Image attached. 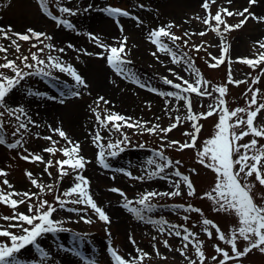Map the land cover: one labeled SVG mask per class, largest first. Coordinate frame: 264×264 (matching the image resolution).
Masks as SVG:
<instances>
[{
	"label": "rangeland",
	"instance_id": "obj_1",
	"mask_svg": "<svg viewBox=\"0 0 264 264\" xmlns=\"http://www.w3.org/2000/svg\"><path fill=\"white\" fill-rule=\"evenodd\" d=\"M202 2L203 0H49V10L62 19H68L73 25V28H67L65 26L58 27L50 17L44 14L38 6L37 0H0V28L7 30L10 26L12 30L9 33L10 36L12 33H24L31 28L51 37V40L42 37L43 44L35 39L17 41L20 45V52H16L10 40L0 37V45L9 49L7 53L0 52V63H4L5 56H7L8 59H14L17 64H20L18 57H31V54L36 52L38 58L45 61V64L36 65V67L51 72L49 76L32 75L26 77L6 98L5 107H0V112L3 113L0 116V123L3 124L6 139V143L0 145V169L7 172L6 177H0V189L5 192L11 190L21 193L25 191L39 192V189L30 183L25 174L26 171L31 172L38 183L52 185L54 191L49 192L45 189L44 192L39 193L40 198L57 207L53 218L60 221L62 228L68 230L45 234L38 239L43 249L48 252V256L43 260L34 246H28L22 250L19 254L20 259L27 260L31 264H89V261H94L95 264H112L110 250H116L120 256L128 260L136 257L137 249H140L149 255L139 261L138 264H189L190 259L197 260L195 250L191 245L185 250L184 256L177 251L187 242L182 241L180 237L168 235L167 228L169 224L183 225L191 232L198 234L199 240L203 242L202 250L206 257L205 264H217V261L211 259L212 256L218 255L215 252L214 245L218 244L230 252V246L216 239L215 232H213L212 238H208L202 231L201 224L203 219H210L225 234H228L230 229L238 226V219L234 213L217 212L214 210L216 206L211 200L202 198L204 193L213 189L216 174L198 162L197 153L203 148L205 141L212 138L217 131L215 126L218 123L220 109L217 108L216 113L212 116L200 118L195 122L199 124L200 131L197 133L194 148L177 150L175 147H168V143L171 141L181 143L189 141L190 137L185 133L193 131L192 125L194 122L185 118L188 115L186 101L178 100L175 97L161 96L159 93L180 91L172 85L165 84L163 82L164 78L181 84L182 80L178 77L194 82L195 76L188 68L190 63L199 71L203 80L209 82L207 91L211 93L210 96L182 93L189 97L191 111L194 114L205 113L209 111L210 105L216 106L218 104L220 96L214 90L217 86H226L227 88L223 99L225 101L224 106L229 111L236 108H247L251 99V91L255 90H258L257 103H264V71H262L264 63L253 68L239 62L237 59L255 58L259 52L264 51V49H259L257 44L258 41L264 42V22L249 19L241 28L218 36L208 25L203 24L202 20L196 19L197 16H206L205 10L201 7ZM61 5L74 10L78 9V14L75 16L60 14L58 8ZM89 5H92V8L85 11ZM109 6L128 10L131 15L129 17H109L101 11V9ZM220 7H228L230 11L234 12L248 7L257 17H264V0H258L257 4L251 6L248 0H232L230 5L227 0H216L215 4H210L211 14L214 15ZM133 17H138L141 23L138 24ZM100 19L108 20L110 25L113 26L114 32L118 30V34H115L118 35L117 39H113L114 35L102 33L98 28V25L101 24ZM117 19L119 24L123 26V31L115 22ZM224 19L227 24L234 25L239 23L242 17H224ZM212 23L215 24L214 21ZM95 24L97 27H95ZM102 24L101 26L104 29L107 24ZM169 24L173 25L170 29L171 33L181 37V39L173 42L168 38H162V42L171 48L177 56L183 57L180 63H173L171 53L159 51L158 45L153 44L149 38L151 30ZM137 29L141 31L145 43L143 41L138 43V40L130 39ZM201 31L206 34L200 36L198 33ZM186 32L189 35L186 36ZM221 32H223L222 25ZM90 33L98 37L103 44L115 46H118L117 42L119 40L127 36V59L131 61L127 68L135 73L140 83L144 84L145 87L142 88L139 84L116 75L114 70L107 65L106 59L96 55L102 49L90 38ZM221 40L226 41L229 45L225 63L215 68L210 67L211 63H215L211 57L219 58L222 55ZM184 41H187V43ZM132 43H137L139 47L143 46L142 43L146 44L145 48L151 51V54L143 56L141 53L140 55L138 51H135L137 49H133ZM34 44L36 47H33ZM46 44L53 45L55 49L64 48L65 51L61 53L51 48H44L43 52H39L38 49ZM68 44L74 45V48H68ZM195 46L201 47L197 50ZM153 52L156 53V56L152 55ZM49 55L59 57L66 65H72L85 80L87 87H77L73 78L66 73L49 69L47 61ZM28 62L35 63L31 59ZM20 66L23 67L22 64ZM229 70H231L232 80L245 82L238 85L230 83ZM0 71L9 76L13 75L7 69H0ZM32 71H35V69H32ZM99 77H102L105 85L113 86L117 90L124 89L132 100L130 110H126L123 104L117 103L111 96L101 93L102 91L97 89L95 80ZM256 77H259V80L253 83ZM153 88L157 91H151ZM69 90L79 91L80 95L78 97L71 96L68 94ZM32 92H39L42 95H31ZM98 97H104L110 103L104 104L101 102L97 105L96 100ZM61 99L64 100L63 103H60ZM46 101L62 109L63 117L61 119L58 116L48 119L43 115L42 105ZM128 102L126 101V104ZM18 106L24 108L28 119L21 116L20 120H17L16 116L19 113L9 114L6 110L7 108L15 109ZM254 108L255 106H253ZM92 109L100 112L101 116L107 111L131 118V122H147L145 126L159 124L162 128L168 127L175 122L176 117H179L181 122L167 134H150L142 129L124 127L122 133L127 135L130 143L124 145L125 150L119 152L116 157H107L106 162L109 164V168H103L97 162L99 149L92 142L95 132H100L103 137L102 143L105 145L109 141L115 142L122 139L123 136L121 132L109 131L108 128L101 127L96 121ZM80 113H86V119L88 120L85 122L88 126H82L86 130L81 138L73 134L72 131H70L71 133L68 132L69 128H67L68 123L71 121L69 119H73L74 116ZM240 115L246 118L245 113ZM29 119L35 121L36 126L28 123ZM235 119L232 118L233 121ZM22 122L28 124L27 129H21L19 133L12 135L19 123ZM254 125L264 126V110H261L258 114ZM55 128H61L72 141L79 142L81 145L80 154L90 161L86 165L83 175L90 181L89 191L94 201L109 216L110 223L106 224L100 221L90 208L86 215L91 218V223H85L80 219V216L85 215V213L68 211L69 208L81 209L82 205L68 203L64 209L59 208L55 196L60 195L73 185V174L64 177L62 181L57 183L58 170L56 166L48 168V172L51 173V176H49L48 172L44 171V163L21 159L22 155L28 153L40 154L45 161L52 160L55 162L64 159L65 157L61 152H56L53 155L42 151L44 148L52 146L49 141L43 138L46 136H51L53 140L58 141L57 148L66 146L65 141L51 131ZM240 130L239 128L236 129L237 132ZM162 136L165 138L161 139ZM252 138L251 135L244 137L239 143H248ZM18 139L22 141V147L16 149L7 147L8 142L15 143ZM256 139L258 145H264V138ZM85 142L90 144V151L88 152L83 147ZM25 149H27V152ZM157 151L162 152L164 156L173 162L180 161L177 165L178 170L183 175H189L195 188L193 196H188L187 190L182 186L180 196H156L149 201L155 207L151 212H145V216L150 217L152 220L163 219L167 221L168 223L164 225L166 229L164 233L159 232L157 227L148 223L147 220H139L134 214L122 207L125 197L133 201L132 206L142 207L136 201L143 193L153 191L163 193L173 190L172 182L179 179V177L171 175L174 169H165V172L161 173L159 177L147 178L149 172L156 170L154 164L148 163L149 160L155 159L157 163H163L159 157L155 156ZM117 169H122L123 172L117 171ZM193 169H195V172L192 171ZM126 173H131V176L126 175ZM165 175H167L166 179L161 178ZM140 176L145 178L143 180L136 179ZM3 179H7L13 189H8L7 186L3 185ZM248 183L254 185L252 195L255 203L264 205V186L259 185L254 177H249ZM112 188L120 189L125 197L110 191ZM30 202L37 203V200L34 197ZM180 204L192 205L201 209V213L185 212L184 209L174 207ZM14 212L26 213V205H19L18 208L12 209L0 203V217L12 216ZM185 215L189 219L185 220ZM9 223L14 222L0 219V227H7ZM10 230L19 232L18 229ZM77 237H80V239H77ZM153 237H156V239L153 240ZM164 240L168 241L172 250L165 248ZM132 241H135V244ZM0 242H4L3 238H0ZM245 244L246 242L242 240L238 241V247L241 250ZM153 245L159 250V255L156 254ZM72 248L77 249L81 255L77 256L68 251ZM229 264H237V262L229 261ZM238 264H264V254L253 250L246 257H243Z\"/></svg>",
	"mask_w": 264,
	"mask_h": 264
},
{
	"label": "snow or ice",
	"instance_id": "obj_2",
	"mask_svg": "<svg viewBox=\"0 0 264 264\" xmlns=\"http://www.w3.org/2000/svg\"><path fill=\"white\" fill-rule=\"evenodd\" d=\"M232 0H227V3L230 5ZM258 0H248L249 5L257 4ZM216 0H203L201 7L205 10L206 16L199 17L196 19L202 20V23L208 25L212 31L216 32L218 36H222L223 33L230 32L234 29H239L247 23L249 19L257 20L259 22H264V17H257L252 13L248 7L244 8L241 11H230L228 7H220L217 9L215 14L210 12V4H215ZM37 4L41 11L50 17L57 26H65L67 28H73V25L68 19H62L60 16L53 14L49 10V0H37ZM142 7V5H141ZM92 8V5H89L85 11H88ZM102 12L106 13L107 16L112 18L117 17H129L131 14L128 10H124L118 7H105L101 9ZM58 12L60 14H67L68 16H75L78 14V9L74 10L67 6H59ZM239 16L242 19L239 23L234 25L227 24L224 17H234ZM137 20L138 24L141 23L138 17H133ZM215 22L213 24L212 22ZM123 31V26L119 24V20L115 21ZM221 25L223 26V32H221ZM173 25L169 24L166 26H160L156 29H153L149 33V38L153 44L158 45V50L163 52H169L172 55L173 63H180L183 57L177 56L175 52L172 51L166 44L162 42V38H168L169 40L175 42L180 40L181 37H178L171 33L170 29ZM12 30L9 26L7 30L0 28V37H3L6 40H10L11 45L15 47L16 52H20V45L17 41H29L35 39L43 44V39L51 40L50 36L42 32H36L34 29H27L24 33H12ZM200 36H204L206 33L201 31L198 33ZM185 35H189L187 32ZM90 38L96 42V44L102 49L100 53L96 55L100 58L106 59L107 65L114 70L115 74L122 76L131 80L134 83L140 85V87H145L144 84H141L139 79L136 77L135 73L131 72L127 65L131 63L127 59V41L128 37L125 36L122 40H119L118 46L115 45H105L103 44L98 37L93 34H89ZM15 37V38H13ZM187 43V41H184ZM259 49H264V42H257ZM33 47H36L34 44ZM68 48H74V45L68 44ZM197 50L201 46H195ZM44 48H51L54 51H59L63 53L64 48L55 49L51 44H46L44 47L38 49L39 52H43ZM8 48L0 45V52L7 53ZM229 51V45L226 41L221 40V52L222 55L218 57H211L215 63H211L210 67H217L220 64L225 63V56ZM153 56H156V53H152ZM186 55V54H185ZM209 55H211L209 53ZM17 59L20 60V64H17L16 60L8 59L5 56V62L0 63V69L10 70L13 75H6L5 72L0 71V107H5L6 98L12 93V91L17 88L21 81L26 77L32 75L38 76H49L51 75L50 71H45L43 68H38L36 65L45 64L44 60L38 58L37 53L33 52L31 57L21 56ZM29 59L35 63H29ZM239 62L249 65L253 68L257 67L261 63H264V51L259 52L258 56L255 58H237ZM49 69H56L59 72L66 73L75 81L77 87L83 86L87 87L85 80L78 74L76 69L72 65L64 64L59 57L49 55L47 57ZM187 63V62H186ZM230 63V61H229ZM189 70L194 74V82H190L183 77H178L182 80L181 83H174L172 80L164 78V83L172 85L175 89L180 90L161 92V96L175 97L178 100L186 101V107L188 108V115L185 117L187 120L193 121V131L191 133H185L190 137L189 141L181 143L179 141H171L168 143V147H175L177 150H184L188 148H194L196 146L197 133L200 131V126L198 123H195L200 118H207L216 113V109L219 108V118L218 123L216 124L217 131L214 136L205 141L203 148L198 151V162L205 166L206 168L211 169L216 174L215 184L213 189L210 192L204 193L202 198H207L215 204L214 210L217 212H232L238 219V226L230 229L228 234H225L218 225H216L210 219H203L201 221L202 231L207 235L208 238L213 237V232H215V237L224 244L230 246L229 250L220 247L218 244L214 245L215 252L218 255L212 256L213 261H217V264H229V261L238 262L246 257L253 250H257L259 253L264 254V205H257L255 203L254 197L252 195L253 184L248 183L249 177H254L255 181L259 185L264 186V145H258V140L256 138H264V126H255L254 121L258 117V114L261 110H264V103H257V93L258 90L251 91V99L248 102L247 108H236L229 111L225 107V101L223 97L226 94V86H217L214 90L219 93L220 99L216 106H209V111L205 113L194 114L191 111V101L187 95L188 93H195L199 96H210L211 93L207 91L208 81L203 80L200 76V73L195 69L190 63L188 64ZM25 69H28L27 71ZM35 69V71H32ZM264 71V69H262ZM229 82L240 84L245 81H234L231 78V70L228 73ZM259 80V77H256L253 80V83H256ZM151 91H157L155 88ZM31 95L40 96L42 95L39 92H32ZM69 95L79 96V91L69 90ZM63 95V93H62ZM64 100L61 99L60 103H63ZM101 102L104 104H109L110 102L105 100L104 97H98L96 104L99 105ZM253 106L255 108L253 109ZM9 114L19 113L16 116L17 120H20L21 116L27 118V114L23 107H17L15 109L7 108ZM95 114L96 121L101 127L108 128L109 131L115 130L116 132H121L124 127L127 128H136L142 129L145 132L150 134H158L172 131L178 126L181 122L179 117L175 118V122L171 123L168 127H160L159 124H154L151 126H145L147 122H131V118H126L123 115L118 113H109L105 111V114L101 116L100 112L96 109H92ZM245 113L246 118L242 117L240 114ZM3 113L0 112V116ZM232 118H236L234 121ZM159 119V118H157ZM232 121V122H230ZM28 123L35 125V121L28 120ZM27 123H19L16 131L12 135H16L20 132L21 129H27ZM241 129L239 132L236 129ZM56 135H58L63 141H65L66 146L57 148L56 145L58 141L52 139L51 136L43 137L45 140L49 141L52 146L44 148L42 151L48 154H55L56 152H61L65 157L62 160H57L53 162L52 160H44V157L40 154L28 153L27 155H22L21 159L31 162H41L45 164V172H48V168L56 166L58 170L57 183L62 181L64 177L73 174V185L67 190L63 191L60 195L55 196V201L60 209H64L68 203L74 205H82L81 209L69 208L68 211L75 212L80 211L85 213L81 215L80 219L85 223H91L92 220L89 218L86 213L90 208L92 212L97 216V218L108 224L110 223V218L102 207H100L93 199L89 188L90 181L87 177L83 175V171L86 168V165L90 162L81 152V145L79 142L72 141L67 134L61 128L51 129ZM252 136L253 138L249 140L248 143L241 144V141L244 137ZM123 138L118 139L115 142L109 141L106 145L102 143L103 137L100 132H95L92 137L93 144L99 149L97 153V162L103 168H109V164L106 162L107 157H116L119 152H123L124 145H127L129 142L126 134L122 133ZM165 137L162 136L161 139ZM6 143L4 136L3 124L0 123V145ZM22 141L16 140L15 143L8 142L7 147L9 149H16L22 147ZM27 152V149H25ZM155 156L159 157L163 163H157L155 159L149 160V164H154L156 166L155 171L148 173V179L154 177H159L161 173L165 172V169H174L171 172V175L179 177L178 180L172 182L173 190L168 192H146L141 195L139 200L136 201L142 207H134L133 201L125 197V194L117 188H112L110 191L119 193L122 197H125L122 207L125 208L130 213L134 214L139 220H147L148 223L153 224L157 227L158 231L164 233L166 231L164 225L168 222L160 220H152L150 217L145 216V212H151L155 207L149 201L156 196H168L176 197L182 194V186L187 190L188 196H193L195 194V188L190 180L189 175H183L177 168L180 161L173 162L169 158L163 155L162 152L157 151ZM117 171L123 172L122 169H117ZM195 172V169L192 170ZM26 176L28 177L30 183L39 189V192H16L15 190L5 192L3 189H0V203L16 209L19 205H26L27 212L20 213L14 212L12 216H3L0 219L4 221H10L14 223H9L7 227H0V238H3L4 242H0V264H31L27 260H22L19 258V254L22 250L26 249L28 246H34L35 250L39 253L41 259L43 260L48 256L41 244L38 242L39 238H42L45 234L49 233H59L62 231H68L60 226V221H57L53 218V214L57 211V207L50 204L47 200L41 199L39 193L44 192L47 189L49 192L54 191L52 185H45L43 183H38V180L33 177L31 172L26 171ZM48 175L51 176V173L48 172ZM126 175L131 176V173H126ZM7 172L3 169H0V177H6ZM145 177L140 176L136 179L143 180ZM163 179L167 178V175L161 177ZM2 184L7 186L8 189H13V186L9 183L7 179L2 180ZM15 197V198H14ZM36 198L37 203H31L33 198ZM71 198V199H69ZM177 209H184L185 212H195L201 213V209L195 208L192 205H175ZM184 219L187 220L189 217L184 216ZM10 229H18L19 232L12 231ZM168 235L180 237L182 241L187 242L183 244V247L177 249L182 256L185 255V250L191 245L195 250V255L197 260H189V264H205V253L202 250L203 242L199 240L198 234L191 232L189 229L185 228L183 225H168L167 228ZM80 239V237H77ZM131 239V238H130ZM156 237H153L155 240ZM246 242L245 246L241 250L238 247V241ZM135 244V241H132ZM163 244L165 248L172 250L168 241L164 240ZM153 248L157 255H159V250ZM68 251H71L77 256H80V252L77 249L72 248ZM231 253V254H230ZM112 264H138L139 261H142L149 254L143 252L140 249H137V256L131 259L126 260L124 257L120 256L116 250H110ZM89 264H95L94 261H89Z\"/></svg>",
	"mask_w": 264,
	"mask_h": 264
},
{
	"label": "bare ground",
	"instance_id": "obj_3",
	"mask_svg": "<svg viewBox=\"0 0 264 264\" xmlns=\"http://www.w3.org/2000/svg\"><path fill=\"white\" fill-rule=\"evenodd\" d=\"M95 17H96V15H95ZM96 19H97V17H96ZM102 23L107 24V25H105L104 29L101 26V25H103ZM90 25H92V24L90 23ZM95 27H97L96 24H95ZM112 27L113 26L110 25L109 21L105 20V19H102L101 24L98 25V28L102 31V33L110 34L112 36L114 35L113 39H117L118 35H115V34H118V30H117V32L115 31L116 32L115 33L114 29H112ZM112 31L114 32V34ZM130 39L131 40H133V39L138 40V43L143 41V36H142L141 31H139L138 29L135 30V34H133ZM144 43H142L143 46H140V47L138 46L137 43H134V44L132 43L131 45H132L133 49H137L135 51H138L140 55H141V53L143 56H145V54L146 55L151 54V51H149L145 48L146 44H144ZM95 81L97 82V89L99 91H102L101 93H105V94L111 96L113 98V100H115L117 103L119 102V104H123L125 106L126 110L131 109V101H132L131 97H129V95L125 93L124 89L117 90L113 86H110L108 84L105 85L102 77L97 78V80H95ZM126 101H129V102L126 104ZM42 110H43V115H45V117H48V119H53V118H56L57 116L60 119L63 117L62 109H59L54 104L47 103V101L42 105ZM69 120H71V121L67 125L68 126L67 128H69L68 132L72 131L73 134L77 135V137H80V138L83 137V135L85 134L86 128H82V126L83 125H84V127L88 126V124L85 123L88 121L86 119V113H80L79 115L74 116L73 119H69ZM88 142H85V146H83L87 152L90 151V144Z\"/></svg>",
	"mask_w": 264,
	"mask_h": 264
}]
</instances>
